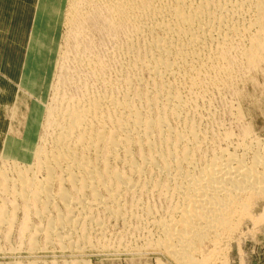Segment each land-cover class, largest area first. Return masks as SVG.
Returning a JSON list of instances; mask_svg holds the SVG:
<instances>
[{
    "label": "bare ground",
    "instance_id": "obj_1",
    "mask_svg": "<svg viewBox=\"0 0 264 264\" xmlns=\"http://www.w3.org/2000/svg\"><path fill=\"white\" fill-rule=\"evenodd\" d=\"M70 1L75 13L93 2L101 29L124 37L121 63L106 80L109 63L86 61L100 88L47 110L49 149L32 147L33 164L11 159L17 180L1 169L0 230L9 234L20 213L18 240L31 233L33 249L41 236L47 247L81 252L90 235L103 236L106 219L125 226L143 211L137 199L151 192L165 212L155 219L145 208L155 231L143 243L177 264L213 263L228 232L264 224V127L239 106L229 109V130L206 131L194 117L207 88L231 91L264 59V0ZM205 244L211 251L196 258Z\"/></svg>",
    "mask_w": 264,
    "mask_h": 264
},
{
    "label": "rangeland",
    "instance_id": "obj_2",
    "mask_svg": "<svg viewBox=\"0 0 264 264\" xmlns=\"http://www.w3.org/2000/svg\"><path fill=\"white\" fill-rule=\"evenodd\" d=\"M69 1L0 0V172L1 169L6 172L8 179L16 178V175L11 172L13 170L11 159H24L25 163L33 164L34 156L30 157L32 147L40 145L49 149L46 135L48 136L52 129L48 127L46 120L49 117L48 111L54 109L52 107L55 104V108L57 107L59 98L66 101L75 98L74 96L81 97L89 92L88 90L94 93L100 88L93 83L88 69L84 67L86 61L89 63L96 59L104 60L102 61L104 65L109 63L104 68L105 71L108 70L104 71L106 80L114 77L121 63L119 54L125 42L124 37L120 34L111 35L101 29L99 22L96 23L92 18L97 13L93 2H82L81 10L79 8L75 13L72 12V2ZM254 59L257 62L253 61L245 67L252 71L246 75L245 80H240L241 82L240 77H237V84L231 91L222 90L221 92L214 88H207L208 93L203 101L205 103L201 101L198 103L199 116L194 117L197 122L204 125L203 129L209 131L215 125H223L222 127L229 130L231 125L228 114L231 106L248 109L254 121L260 127H264V59L262 57ZM243 70L240 64L234 66L237 74L242 75L246 72ZM3 155L8 156V162L2 159ZM4 162H6L5 165ZM3 166L6 167L3 168ZM37 176L39 179L43 178L41 173ZM2 180L0 183L4 181ZM150 193L144 195L145 197L139 195L137 200H140L144 210H136L138 213L134 212L136 215L133 214L127 220L126 227L122 220L118 222L110 220L109 223V219H106L108 222L104 224L103 236L90 235L91 245L81 252L67 247L64 249L47 247L41 236L37 237L36 244L39 245L37 250L33 249L34 245L30 244L28 239L31 233L24 234L23 238L18 240L17 230L20 222L23 221L19 213L12 227L13 230L11 229L9 234L7 228L0 230V264H158V262L177 264L163 249L157 250L153 246L149 248L150 246L143 243H146V237L150 235V232L154 234L155 231L152 219L147 222H151L150 225L145 224L147 219L145 215L143 216L144 211L146 212L145 208L150 210L148 215H153L155 219H158L162 212L163 216L165 212L162 202L156 195L152 196ZM1 198L2 196L0 200ZM11 203L9 199L8 205ZM30 219L27 221V226L34 225L35 219L32 217ZM237 231L228 232L230 235L227 233L224 236L218 245L219 248L217 247L218 251L215 252H218V256L215 258L214 253L212 257L210 256L209 262H213L210 264L264 263V224L244 225L237 228ZM92 239L95 243L96 239L99 242L95 244ZM200 246L195 247L193 255L199 258L203 254L205 258L204 256H207L212 247L208 244L202 245L201 248Z\"/></svg>",
    "mask_w": 264,
    "mask_h": 264
},
{
    "label": "crops",
    "instance_id": "obj_3",
    "mask_svg": "<svg viewBox=\"0 0 264 264\" xmlns=\"http://www.w3.org/2000/svg\"><path fill=\"white\" fill-rule=\"evenodd\" d=\"M261 264H264V263H261Z\"/></svg>",
    "mask_w": 264,
    "mask_h": 264
}]
</instances>
